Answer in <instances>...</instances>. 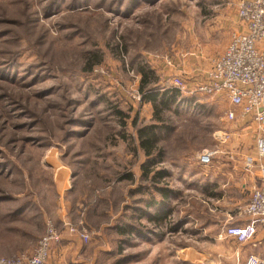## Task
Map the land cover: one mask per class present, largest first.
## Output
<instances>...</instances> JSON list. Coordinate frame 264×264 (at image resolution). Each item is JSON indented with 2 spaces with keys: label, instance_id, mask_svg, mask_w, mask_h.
<instances>
[{
  "label": "rangeland",
  "instance_id": "rangeland-1",
  "mask_svg": "<svg viewBox=\"0 0 264 264\" xmlns=\"http://www.w3.org/2000/svg\"><path fill=\"white\" fill-rule=\"evenodd\" d=\"M223 3L232 0H0V256L34 252L53 221L55 246L65 232L82 242L67 264L245 263L218 232L246 191L216 168L228 161L222 136L252 152L259 128L237 127L227 97L173 82L206 79L202 17ZM142 65L152 88L177 87L185 101L155 114ZM145 125L158 135L151 156L137 137ZM206 148L218 150L208 166L197 157Z\"/></svg>",
  "mask_w": 264,
  "mask_h": 264
},
{
  "label": "built area",
  "instance_id": "built-area-1",
  "mask_svg": "<svg viewBox=\"0 0 264 264\" xmlns=\"http://www.w3.org/2000/svg\"><path fill=\"white\" fill-rule=\"evenodd\" d=\"M238 16L242 30L235 32L222 55L214 60L206 79L189 88L183 78L175 77L173 82L182 92L191 95L225 96L231 104L227 117L235 119L237 110L243 115H251L258 122L256 155L247 156L244 170L251 174L254 168L261 173V183L255 187L249 200L239 207V215L247 218L242 224H230L219 233L221 238H233L239 243L251 241L259 224L264 225V0H240ZM137 99H141L139 92ZM228 135L222 136L227 141ZM218 150L203 149L197 154L202 165L213 162ZM71 232H80L82 238L89 239L85 230L66 223ZM62 235L53 221H49L34 252L14 257L0 256V264H49L52 250L61 242ZM244 264H264V254H250Z\"/></svg>",
  "mask_w": 264,
  "mask_h": 264
},
{
  "label": "crops",
  "instance_id": "crops-1",
  "mask_svg": "<svg viewBox=\"0 0 264 264\" xmlns=\"http://www.w3.org/2000/svg\"><path fill=\"white\" fill-rule=\"evenodd\" d=\"M239 1L240 0H232V3H223L221 4L220 9L215 10V15L202 17V21L205 20L206 24L204 28H200V31L207 32V35L206 45L202 46L200 49V56L204 59L205 65L211 67L213 59L215 60L217 57L223 54L233 34L240 30V20L238 16ZM234 3L236 5H234ZM260 45L261 48L264 49V42ZM211 99H215V97H212ZM151 105L153 106L152 103ZM238 112H240V109L237 110V113ZM233 120H236L237 127L239 128L244 125H248L246 128L249 127L254 129V131L256 128H258V122H256L251 115H243L239 113ZM244 131H240L238 135L243 134ZM232 135V138L222 142V144H226L225 146L228 148L226 155L228 161L223 162L217 166L216 169L218 170V173L225 174L227 179L232 182V184L246 191L245 198L243 197L240 202L237 203L244 204L249 200L252 190L261 183V173L258 168L255 167L251 174H247L244 170L246 157L249 155L255 156L257 153L256 142L254 140V151L246 152L240 148L238 144L235 145L237 138L233 133ZM256 135H258V131ZM228 217V221H231L234 224H242L247 220V218H243L242 216L238 215V212L235 214H229ZM221 231L222 230H220L218 234ZM234 242L235 244L237 243V247L239 246L240 250H238V253L240 254L241 251L240 255L245 259L244 262H246V259L250 254H264V225L259 224L258 231L251 241L240 243L239 245L236 240ZM24 245L25 244H23L21 248H23ZM81 245L82 242L77 236L73 235L72 233L65 232L64 241L61 244L54 246L49 259V264H67L66 252L68 250L74 249L79 250Z\"/></svg>",
  "mask_w": 264,
  "mask_h": 264
},
{
  "label": "trees",
  "instance_id": "trees-1",
  "mask_svg": "<svg viewBox=\"0 0 264 264\" xmlns=\"http://www.w3.org/2000/svg\"><path fill=\"white\" fill-rule=\"evenodd\" d=\"M139 72L142 74L141 84L139 87V90L142 93V100L143 102H146V101L151 102L153 104L155 114H157L158 116H160L161 111L166 110V109L168 110L169 108H171L173 104L177 102L178 98L181 97L182 95L181 91L177 87L171 86V87L164 89L163 91L161 90L159 91L156 88H152L153 86H150V84H152L151 82H153L154 80L155 73L148 66L146 65L140 66ZM155 82H157V79H155ZM182 97L184 98H182V100H179L180 104H182L186 98V96H183V95ZM178 105H179V102H178ZM114 112L117 115L122 114V111L117 108H114ZM134 124L136 125V121H134ZM136 131H137V137H138L140 146L145 151V154L147 156H151L152 151L156 149L154 148V146L158 139V135L155 132L156 131L155 125L140 126L139 128L136 129ZM161 154L162 152L160 151V155ZM151 164L152 165L155 164L154 159H152V161H149L148 163L142 164V168L145 174L149 172V168ZM162 174H163V171H159L156 175L162 176ZM159 189L165 196L168 197L169 190L167 188L160 187ZM148 204H149V207L152 205H155L153 201H149ZM145 215H147L146 212H145ZM164 216H165V213L164 215L155 213L151 216V218L155 220H161L163 219ZM127 227L128 226H119L118 232L122 234L131 232L132 230L128 229L130 227L128 228Z\"/></svg>",
  "mask_w": 264,
  "mask_h": 264
}]
</instances>
